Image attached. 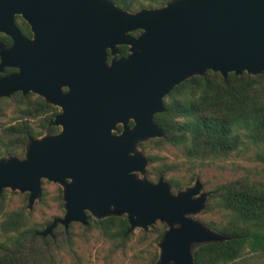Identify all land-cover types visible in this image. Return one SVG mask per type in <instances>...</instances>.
<instances>
[{
	"label": "water",
	"instance_id": "obj_1",
	"mask_svg": "<svg viewBox=\"0 0 264 264\" xmlns=\"http://www.w3.org/2000/svg\"><path fill=\"white\" fill-rule=\"evenodd\" d=\"M0 33L12 39L0 43V73L18 70L0 78V99L32 92L62 108L53 122L59 134L31 139L23 159H0V192L29 194V210L42 199V180L63 189L64 217L39 235L58 224L87 226V212L126 215L128 233L161 222L168 230L156 264H196V246L230 240L195 218L211 195L201 180L176 194L163 176L152 182L139 145L165 136L154 117L186 80L264 73V0H175L136 13L111 0H0ZM120 45L130 55L109 66L108 51L117 55Z\"/></svg>",
	"mask_w": 264,
	"mask_h": 264
},
{
	"label": "trees",
	"instance_id": "obj_2",
	"mask_svg": "<svg viewBox=\"0 0 264 264\" xmlns=\"http://www.w3.org/2000/svg\"><path fill=\"white\" fill-rule=\"evenodd\" d=\"M111 1L136 13L175 0ZM16 23L24 36L32 37L30 26L20 16ZM0 43L9 47L12 39L0 33ZM120 52L128 55L127 47H121ZM16 71L6 69L0 77ZM165 109L154 117L165 136L140 147L149 159L148 178L156 183L163 176L174 194L192 185L198 173L203 176L212 165L248 144L264 146V73H230L225 78L208 71L194 76L166 97ZM57 114V108L33 93L18 92L0 99V159H23L31 139L57 133L59 128L53 125ZM51 184L42 180L43 196L34 211L28 208L29 194L21 195V206L8 210L10 194L17 193L0 192V264H89L83 248L94 238L107 241L109 257H113L124 252L137 236L140 242L153 246L152 241L160 243L168 230L165 223L157 222L136 235L135 231L128 233L126 215L101 220L89 215L87 226L73 222L66 229L58 224L52 235L43 237L39 233L65 214L63 190L57 187L52 193L47 189ZM208 193L207 207L196 219L230 240L196 246V264H264V181L241 175L216 183ZM37 211L43 220H35ZM159 256L155 250L150 264H156Z\"/></svg>",
	"mask_w": 264,
	"mask_h": 264
},
{
	"label": "rangeland",
	"instance_id": "obj_3",
	"mask_svg": "<svg viewBox=\"0 0 264 264\" xmlns=\"http://www.w3.org/2000/svg\"><path fill=\"white\" fill-rule=\"evenodd\" d=\"M174 158V154H169ZM241 175H249L254 179L264 181V146L257 147L248 144L237 153L233 154L230 158L219 161L212 165L205 174L202 176L198 173L199 178L204 186V192H208L216 183L233 179ZM195 183V182H194ZM194 183L192 185H194ZM190 185V186H192ZM57 184L47 185V189L55 193ZM61 188V187H60ZM17 194H10V204L8 210H13L21 206V195L18 191ZM36 205V204H35ZM35 210V206L32 211ZM53 213V211H51ZM49 212V214L51 213ZM199 216V215H198ZM195 217V218H198ZM206 218V216H203ZM34 218L36 221L43 220L41 212H35ZM141 230H136L135 234L138 235ZM150 242H140L138 236L134 238L129 247L124 252H118L113 257H109L110 244L105 240L97 238L83 248V254L89 264H150L155 250L160 253L158 244Z\"/></svg>",
	"mask_w": 264,
	"mask_h": 264
},
{
	"label": "flooded vegetation",
	"instance_id": "obj_4",
	"mask_svg": "<svg viewBox=\"0 0 264 264\" xmlns=\"http://www.w3.org/2000/svg\"><path fill=\"white\" fill-rule=\"evenodd\" d=\"M21 17V16H20ZM22 18V17H21ZM26 23H28L24 18H22ZM29 25V24H28ZM30 26V25H29ZM30 29H31V27H30ZM32 32V31H31ZM131 35H132V33H131ZM133 36V35H132ZM26 37V36H25ZM134 37V36H133ZM136 37H138V36H136ZM27 39H29V40H32L33 38H34V36H33V33H32V37H26ZM82 45V44H81ZM83 46V45H82ZM8 47V46H7ZM121 47H127V51H128V55H126V56H122L121 55V52H120V48ZM130 55V46H128V45H120V46H118V53H117V55H112V51L111 50H109L108 51V60H107V63H108V65L110 66L111 64H112V62L114 61V60H116V59H120V58H123V57H127V56H129ZM9 69V68H8ZM17 70V69H16ZM16 72H18V70L16 71ZM16 72H14V73H16ZM4 73H5V71H4ZM4 73H1V74H4ZM11 74H13V73H11ZM7 75H10V74H6V75H4V76H2V77H5V76H7ZM2 77H0V78H2ZM62 91L64 92V93H67L68 92V89L67 88H63L62 89ZM22 93V92H21ZM32 92H30L29 94H31ZM23 94V93H22ZM29 94H27V95H29ZM33 94H35V96H37L38 98H41V99H43L46 103H48V104H51V105H53L55 108H57L58 109V114L55 116V119H56V117L58 116V115H60L61 113H62V108H60V107H57V106H55L53 103H50V102H47L46 101V99L43 97V96H41L40 94H37V93H33ZM24 95V94H23ZM135 124H134V122L133 121H131L130 122V127H133ZM55 126V125H54ZM58 127V126H57ZM59 128V131L57 132V133H55V134H50V133H45L43 136H45V135H56V134H59L61 131H62V128L61 127H58ZM123 131V126L122 125H119L118 126V131L116 132H114V136H116V135H118V134H120L121 132ZM42 136V137H43ZM141 145V144H140ZM140 145H139V148L141 149V147H140ZM142 150V149H141ZM143 152V151H142ZM144 153V152H143ZM54 184V183H53ZM58 185V184H57ZM63 190V189H62ZM87 215H88V217H89V215H91L93 218H95L90 212H87ZM96 219V218H95ZM97 220H99V219H97ZM101 220V219H100Z\"/></svg>",
	"mask_w": 264,
	"mask_h": 264
}]
</instances>
